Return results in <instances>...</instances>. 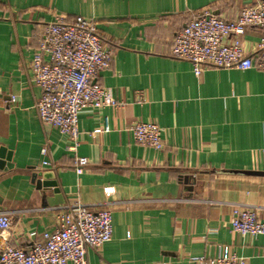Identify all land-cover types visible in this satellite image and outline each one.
Instances as JSON below:
<instances>
[{"label":"crops","instance_id":"obj_1","mask_svg":"<svg viewBox=\"0 0 264 264\" xmlns=\"http://www.w3.org/2000/svg\"><path fill=\"white\" fill-rule=\"evenodd\" d=\"M255 1L0 0V151L11 154L0 168V211L12 214L10 243L26 247L29 233L55 229L57 215L79 202L113 213L112 241L89 250V264H197L222 247L264 264V236L234 233L231 223L239 206L264 221V73L207 69L198 77L171 57L197 12L234 19ZM76 17L93 19L112 50L98 82L123 106L82 111L73 152L38 119L42 91L29 62L49 23ZM261 38L250 29L243 43L252 51ZM139 121L160 126L162 150L135 142ZM46 144L53 169L43 164ZM76 155L90 161L82 175Z\"/></svg>","mask_w":264,"mask_h":264},{"label":"built area","instance_id":"obj_2","mask_svg":"<svg viewBox=\"0 0 264 264\" xmlns=\"http://www.w3.org/2000/svg\"><path fill=\"white\" fill-rule=\"evenodd\" d=\"M262 33L260 43L248 51L243 39L248 30ZM171 57L188 62L200 77L207 69H257L264 73V0L243 7L234 19L214 14L209 8L197 12L174 38ZM112 50L101 39L93 19L62 18L49 23L39 37V45L29 62L33 83L42 95L36 102L39 121L57 130L72 144L79 145V118L82 111L122 107L98 78L112 64ZM15 99H12L14 102ZM103 130L97 129L94 134ZM135 142L160 151L164 148L163 131L154 121H139L132 127ZM45 166L55 168L52 151H41ZM90 161L76 155L78 175L87 171ZM107 195H110L107 192ZM56 228L41 234L31 232L26 247L13 246L12 214L0 211V264H89L88 251L99 250L112 241L113 213L93 211L77 202L56 217ZM232 231L252 237L264 236V221L251 207H235ZM197 264H247L246 259L222 247L213 258L195 259Z\"/></svg>","mask_w":264,"mask_h":264},{"label":"water","instance_id":"obj_3","mask_svg":"<svg viewBox=\"0 0 264 264\" xmlns=\"http://www.w3.org/2000/svg\"><path fill=\"white\" fill-rule=\"evenodd\" d=\"M4 153H5V149H1V151H0V168L3 167V164H4L5 160L11 161V154L9 153L8 156L6 157L4 155ZM8 167L9 168H13V165H9ZM37 178H38L37 175H35L34 176V180L36 181ZM37 182H38V185H40V182L39 181H37Z\"/></svg>","mask_w":264,"mask_h":264}]
</instances>
